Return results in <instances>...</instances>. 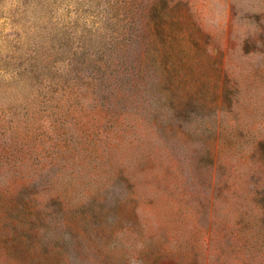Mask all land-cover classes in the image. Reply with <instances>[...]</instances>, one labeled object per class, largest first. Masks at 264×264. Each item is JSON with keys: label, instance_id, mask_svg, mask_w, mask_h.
I'll return each instance as SVG.
<instances>
[{"label": "rangeland", "instance_id": "obj_1", "mask_svg": "<svg viewBox=\"0 0 264 264\" xmlns=\"http://www.w3.org/2000/svg\"><path fill=\"white\" fill-rule=\"evenodd\" d=\"M148 32L157 51H143ZM137 55L170 58V84L136 83ZM0 117L2 160L43 165L34 178L66 192L69 220L123 198L160 264H176L174 226L207 264H264V0H0ZM49 210L23 235V264L61 256ZM5 232L0 264H19ZM227 234L240 253L222 255ZM103 244L66 243V261L144 264Z\"/></svg>", "mask_w": 264, "mask_h": 264}, {"label": "trees", "instance_id": "obj_2", "mask_svg": "<svg viewBox=\"0 0 264 264\" xmlns=\"http://www.w3.org/2000/svg\"><path fill=\"white\" fill-rule=\"evenodd\" d=\"M143 32H147V30L142 28L139 35ZM143 41H145L143 43V51H157L156 46L158 44L156 41L154 42L149 32L145 35ZM125 63L129 66V75L137 80L136 83L140 81L144 83L145 78L147 80L156 78L159 83L170 84V58L168 57L158 60L157 56L149 57L148 59L137 55ZM156 70H160L161 77L156 74ZM214 101L215 105L218 104L216 99ZM1 120L2 118L0 117V128H3ZM28 160L26 157H21L18 162L11 163L5 162L0 157V175L5 179L3 182L0 180V184H2L0 186V214H5L3 219H8L3 221L0 218V231L10 227V231L13 232V234L5 232L4 236L6 238L5 241L14 247L9 250L13 252L19 264H23L26 261L25 250L21 249L22 244H24L23 235L28 233L31 225H35L37 229L35 220L40 223V226L42 222L48 224L52 215V211L49 209L53 206L60 211L61 217L58 228H62L64 231L62 246H59L61 248V256L57 264H68L66 261L67 256L63 249L64 244H81L83 241L88 244L92 242V239L98 241H103L104 239V247L117 253L123 252L127 256L126 259L129 263L131 257L138 255L137 258H140L144 264H160L164 255L163 247L160 246L156 253L155 244L144 242L142 234L139 236L133 235V221L136 218V209L130 203V200L117 197L106 205V199H103L100 201L101 203H97L94 206L91 214L83 212L75 220H69L70 216H67L66 213L76 212L75 205L66 202L64 196L66 192L59 190L57 184L38 183L34 177L38 176L41 173L40 170L44 169V167L43 165H37L36 168H32ZM119 174L127 182L128 180L130 181L131 177L129 174L120 170ZM186 195L185 189L182 188L181 195L177 201L185 199ZM42 197H47V200L42 199ZM97 200L99 201L100 199ZM98 204H105V206L102 205L101 207ZM178 212L180 222L184 223L185 208H179ZM89 222H92V230L90 232L87 231L86 227ZM173 229L175 230L173 236H170V259L176 264H207L204 262V254L200 250L199 245L194 240L190 241L188 237L186 240L183 228L174 226ZM65 232L69 235L66 239L64 238ZM224 239L225 245L220 247V250L226 254L222 255L240 253L238 239L235 240L228 234L225 235ZM46 246L49 247V244L47 243ZM140 246H146L147 249L140 250ZM154 250L155 253H153ZM136 261L137 259L134 260V262Z\"/></svg>", "mask_w": 264, "mask_h": 264}]
</instances>
